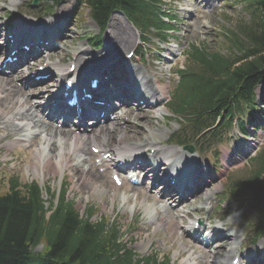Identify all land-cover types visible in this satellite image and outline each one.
<instances>
[{"label":"trees","instance_id":"1","mask_svg":"<svg viewBox=\"0 0 264 264\" xmlns=\"http://www.w3.org/2000/svg\"><path fill=\"white\" fill-rule=\"evenodd\" d=\"M92 2L97 18L107 13L112 5L123 7L128 3L136 4L132 0ZM250 39L254 47L249 53L252 59L241 67L234 68L230 59L221 57L218 53L211 55L194 50L192 55L199 60L200 71L189 74L184 79L183 92L179 96L182 101L180 107L195 103L196 108L202 110L208 104L219 103V95L223 89L225 91L228 86L237 82L244 70L249 72L246 75L247 83L259 77L264 68V15L262 21L250 33ZM254 179L257 180V176ZM60 206V210L45 218L35 188L30 189L26 199L0 198V264H24L25 240L38 241L40 238H44L51 245L49 259H68L70 263L76 262L75 264H85L87 261L89 264H108L103 255L106 247L114 246L115 232L107 235L102 224L90 223L87 219L80 218L69 203H62Z\"/></svg>","mask_w":264,"mask_h":264},{"label":"bare ground","instance_id":"2","mask_svg":"<svg viewBox=\"0 0 264 264\" xmlns=\"http://www.w3.org/2000/svg\"><path fill=\"white\" fill-rule=\"evenodd\" d=\"M12 4V3H11ZM10 4V5H11ZM52 20V19H51ZM51 20L47 21L44 23V25L42 26H33V27H28V25L30 24L29 22H25V25L23 26V28H21V25H18L17 28L14 29V35L15 37H23L26 35L27 39H30V36L28 37L27 35H36L38 38L40 37H48L54 40H58L62 34V30H63V23H64V19L58 23H56L55 21L50 22ZM27 24V25H26ZM28 27V28H27ZM38 27H46L45 30L40 31L38 29ZM27 28V29H25ZM60 30V31H59ZM114 30H117L116 27H114ZM64 35V34H63ZM62 35V38H63ZM111 34L108 35V41H114L116 40V35L115 33H112V38H110ZM106 42V43H107ZM125 44V43H124ZM21 53V52H20ZM25 59L22 61L24 62ZM2 67V66H1ZM124 69L127 72H123L122 74H129V68L128 67H124ZM139 71L141 73V79H138V77L136 76V74H139ZM139 71L135 70V77H137L138 81H141L142 79L144 80V89L142 90V92L144 94H148L151 96H154V102L158 105L159 102H161L162 100V93L163 90L159 89L158 90V94L157 92H155L152 88H151V84H150V80L147 79V77H144V75H146L147 73L142 71L141 69H139ZM111 69H106L104 71V75L105 76H109L111 75ZM133 74H134V68H133ZM244 75H248V73H243ZM30 75L28 74L26 76V78H28ZM53 77V75H52ZM8 84H1L0 85V104H3L7 98L9 96H12L15 94L14 96V100L11 103V107L10 106H6L4 107V111L7 113L11 114V119H16L19 121H23V123L20 125V127L14 125L12 123V121H10V119L8 118L3 126V129L5 131V137L6 136H11V135H15L17 133H19L20 131L25 130L28 127L27 122L32 123V125L34 127L39 126V118L38 115L35 112L34 109V105H30L29 101L27 98H22L23 94H21V90L14 87V86H10L9 89H7V87H5ZM157 94V95H156ZM1 95H5V97H1ZM2 106V105H1ZM42 109H44V106H39ZM3 110H0V114L3 113ZM55 112V111H52ZM63 114V113H62ZM142 117H144L145 119H149L148 116L146 115H142ZM49 118H55L52 115L49 116ZM125 121H123L124 123ZM125 129L123 130L124 133H122V130L119 128L123 125H118L116 132H119V138H121V141L118 145V148L120 150V152L127 150V151H140V145H138L135 141V137H138L141 135L140 132H145V129H141L140 132H135V133H131V131H134L136 127H140V123L138 122H126L125 124ZM143 128V126H142ZM148 133L150 138L152 137L153 133H152V127L148 126ZM42 130V129H41ZM43 131V130H42ZM108 134H110V132H107ZM38 132L32 131V135L30 136H26V134H19L17 137H14L13 141L14 143H27L28 139H32L31 143L34 142V140H36V146L34 147L32 154H33V158L30 162V164L28 165V167H26L24 169V172H28L29 168L32 167V169L34 170V172L38 171L39 169H41L42 171H44V169L46 168V166L50 163L51 160H53V168H57V167H64L66 166L67 160H66V154H68L70 161H72V159H74V162L76 163L75 165H72V170H74V173L78 174L77 177V184L79 186L81 185H85V186H90L91 190L93 189V181H97L98 182V178H100V175H98V177H96L93 173H91L92 171L94 172V170L92 169V171H89L88 169H83V166L85 164L86 159L88 158L89 154L86 151L85 147L88 144V140H90L89 136L87 137V140L84 136H78V135H74L73 137H70V135H66L61 133L58 130H52L50 129V131H48L47 133L44 132L43 135H39ZM158 136H160V133L158 134ZM163 135H161L159 137L160 140H162ZM131 139V140H130ZM126 142L123 146V142ZM113 141H115V139H113ZM51 142V143H50ZM57 142V145H56ZM116 142V141H115ZM154 142V141H151ZM157 142V141H155ZM154 142V143H155ZM68 144L65 148L64 146ZM154 146H152L151 148H153ZM161 153H163L160 149H155L154 152V156L158 157L159 155L162 157L161 159H163L164 157L161 155ZM85 155L86 158L84 160H80L81 155ZM139 154H142V150L139 152ZM165 160H169L171 158L172 162L175 160H179V161H186V157L185 155H181V154H175L174 150H169V151H165L164 153ZM169 158V159H168ZM36 160V162H35ZM189 162L192 163L193 166V172H192V179L196 180L197 177L199 176V173L201 171L202 166L200 164H198L195 160L192 159H188ZM78 163V164H77ZM185 164V163H184ZM78 165V167H76ZM89 166V165H88ZM205 172V171H204ZM200 181L202 182H206L209 179V175L205 174H201L199 176ZM98 187H100V184H96ZM212 185L209 184V188ZM201 188L203 190V187L201 185ZM171 192L173 191V193L175 194H179L178 192L180 191L179 189H169ZM201 192V191H200ZM214 190H204L203 192V198H202V202H201V206H205L207 205L205 202L208 201L210 199V197L214 194ZM139 197V196H138ZM141 201H142V197H140ZM135 201H137V195L135 196ZM148 201L151 202L149 200V197H144V201H142L141 206H143L144 209H146V207L151 208V209H155V204L158 203L156 202H151V204H148ZM123 202V201H122ZM126 203V201H124ZM124 203V204H125ZM140 205L138 206L140 209H142ZM166 207H162V211L161 213L166 214ZM156 210V209H155ZM154 226V224H153ZM166 242H170V240H166ZM185 252V254H187V258H186V262L185 264H187V262H192V261H197V262H201V259L203 258V252H195V251H191L190 248H185V250H182Z\"/></svg>","mask_w":264,"mask_h":264},{"label":"rangeland","instance_id":"3","mask_svg":"<svg viewBox=\"0 0 264 264\" xmlns=\"http://www.w3.org/2000/svg\"><path fill=\"white\" fill-rule=\"evenodd\" d=\"M85 13L86 12L83 13L84 17L86 16ZM240 14H241V12L238 9L230 10V9L222 6L221 8L217 9L213 15L209 16L208 19H209V27L210 28L208 30L202 31V30L197 29V31H193L191 34L188 32H185L184 34L187 37H191V38L195 39L194 42L196 44H202L203 43L202 41H204L206 44H208V46H210L212 48H216L219 46L218 42H217L219 40V35H218L219 29H220L221 25L223 24V21L225 20V18L228 17L229 15L234 17V16H238ZM113 18L117 19L116 16H114ZM86 21H87V23H90L89 20H86ZM215 25H216V29L214 30ZM198 30L200 31L199 34L197 33ZM205 32H207V35H205ZM138 132H140V130ZM142 134H144V136L142 137V138H144L145 133H142ZM86 151H87V153H89V149H86ZM82 160H84V159H81V161ZM90 161H91V159H90ZM73 163L74 162H72L71 164H73ZM75 164L76 163H74V165ZM27 165H28L27 163L21 164L20 166L17 167L18 168L17 171L22 173ZM87 165H88V163H87ZM92 165H94V164L92 163ZM76 167H78V165ZM84 168H87V166L84 165L83 169ZM70 169H71L70 167L64 169L63 176H62V173L60 174L62 178L59 176V173H56V174H52V173L47 174L46 173L43 176L39 175V177H36V179H34V180H36L39 184H41V186L47 185L50 187L51 190H55V188L57 189L60 178H61L62 179L61 183H62V185H64V188H66V190H65L66 191L65 192L66 198L68 200L73 201L76 208H81L82 207L81 205H83V203H85L87 201V205H89L88 203L94 204V206L97 205L96 209L98 211H96L95 213L97 215H99L103 220L107 221L109 224L111 221H112V223H117L120 225L122 223L120 231H124L128 225H131L129 227V231H131V234L133 236H137V235L142 233L139 231L138 227L140 226L141 222L143 223V221H142L143 214L139 213L137 215L138 216V223H140L138 226V223H136L135 221H133L131 223L130 220L132 218V215L129 216V214L125 211L123 213L120 212V206L118 203L114 204V206H117V205L118 206H117V209L113 210V208L111 206L110 198L107 197V194H108V192H109V194H114L116 196V199L119 200V196H120L121 192H119L120 189L118 190V188H115L112 185V183L109 181V175L107 173L101 174L102 177L98 178V182L97 181L92 182L93 185L94 184L95 185L100 184L101 185L100 188L103 189L102 192L99 194V192L97 191V189H99V187H97V185H96V187L94 188L93 194L89 197L87 195L91 189L90 186H85V185L79 186L76 182L78 174L74 173V170H72L73 175H71ZM91 173H93L96 177H98L95 170H94V172L92 171ZM32 176H33V174L31 175V177ZM44 198H46V195H44ZM135 205L138 206L139 204L138 203L133 204V206H135ZM118 220H119V223L117 222ZM150 230L151 229L148 230V232L150 233V237H151L150 239H152L153 242L156 243V245L160 247L159 251L161 254L164 253V254H169L170 256H172V254H175L176 252H178V249H177L178 246H177L176 238L173 239V243H175L176 245H174L172 247L173 249H171L170 246H163L160 243L159 239L165 235L156 234V237L158 239H155L154 231L152 230V232H151ZM125 231L128 232V230H125ZM147 242H149L148 239H147ZM143 246H144V244H142V247ZM134 248H138V246H134ZM143 249L144 248H142V251H143ZM165 249H170V251L165 250ZM181 263H183L182 258H179L177 264H181Z\"/></svg>","mask_w":264,"mask_h":264}]
</instances>
